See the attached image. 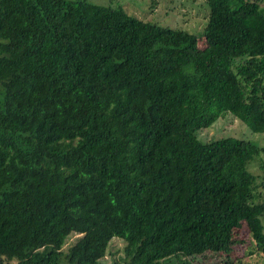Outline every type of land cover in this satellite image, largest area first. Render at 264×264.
<instances>
[{"label": "trees", "instance_id": "16d2710c", "mask_svg": "<svg viewBox=\"0 0 264 264\" xmlns=\"http://www.w3.org/2000/svg\"><path fill=\"white\" fill-rule=\"evenodd\" d=\"M204 5L195 34L121 0H0V264H244L245 225L264 254V148L198 135L264 133V5Z\"/></svg>", "mask_w": 264, "mask_h": 264}, {"label": "rangeland", "instance_id": "374dc122", "mask_svg": "<svg viewBox=\"0 0 264 264\" xmlns=\"http://www.w3.org/2000/svg\"><path fill=\"white\" fill-rule=\"evenodd\" d=\"M259 1L264 5V0ZM121 2L128 13L139 19L158 23L164 27L183 29L195 34L203 32L208 18V9L204 5V0H121ZM198 135L205 142L215 138L232 136L250 141L261 149L264 148V133H254L244 123L231 116L219 120L210 129L201 130ZM261 154L264 158V153ZM249 169L257 176L263 174L257 162L252 163ZM237 238L242 243L236 246L233 259L242 258L244 264H264V254L257 252L246 225L237 232ZM123 246L122 241L113 240L111 253L122 249ZM251 252L253 253L251 254ZM118 256H121V254ZM113 257L108 254L106 262L111 264ZM196 264H221V259L208 255L206 259H201Z\"/></svg>", "mask_w": 264, "mask_h": 264}]
</instances>
